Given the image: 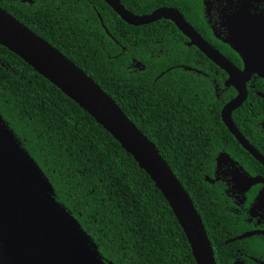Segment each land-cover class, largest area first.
<instances>
[{
  "label": "trees",
  "instance_id": "obj_1",
  "mask_svg": "<svg viewBox=\"0 0 264 264\" xmlns=\"http://www.w3.org/2000/svg\"><path fill=\"white\" fill-rule=\"evenodd\" d=\"M32 1L0 0V7L83 69L156 145L192 198L217 264H233L215 227L216 186L208 180L220 138L229 134L220 106L209 110L212 91L202 77L167 71L170 65L188 64L195 52L176 50L171 59V54L148 59L152 40L168 44V37L156 31L166 26L129 25L103 0ZM226 50L241 66L239 56ZM0 118L40 167L57 202L97 246L103 263L196 264L171 207L134 158L78 104L1 44Z\"/></svg>",
  "mask_w": 264,
  "mask_h": 264
},
{
  "label": "water",
  "instance_id": "obj_2",
  "mask_svg": "<svg viewBox=\"0 0 264 264\" xmlns=\"http://www.w3.org/2000/svg\"><path fill=\"white\" fill-rule=\"evenodd\" d=\"M129 25L172 21L208 59L224 70L238 95L222 110V119L237 140L251 150L236 128L232 113L247 99L252 75L264 79V15L234 19L226 40L244 68L206 41L171 8L139 16L119 0H104ZM32 3V0H22ZM0 44L16 54L78 104L130 154L171 207L190 244L196 264H217L204 222L189 193L156 145L132 122L116 101L83 69L0 7ZM242 238V237H241ZM0 264H105L78 220L54 198L52 187L36 162L0 118ZM111 264V263H110ZM235 264H242L236 262Z\"/></svg>",
  "mask_w": 264,
  "mask_h": 264
},
{
  "label": "flooded vegetation",
  "instance_id": "obj_3",
  "mask_svg": "<svg viewBox=\"0 0 264 264\" xmlns=\"http://www.w3.org/2000/svg\"><path fill=\"white\" fill-rule=\"evenodd\" d=\"M76 1L83 4L92 3V0ZM119 1L128 11L139 16L150 15L161 8L179 11L206 41L229 60L231 54L226 47L232 48L226 40L232 35V28L237 23H234V19L239 16L264 15V0ZM97 17L102 20L98 12ZM152 24L166 26L156 31L168 37V44L164 46L158 39L152 40L153 48L148 50V59H168L171 52L180 50L186 53L191 48L195 54L187 59L189 65L173 64L167 71L176 68L205 79L212 91L209 110L220 106L219 117L229 133L220 138L211 179L208 177L216 186V196L212 204L216 212L215 227L219 240L226 245L225 248L234 259L233 264H264V79L255 74L251 76L246 83L247 99L232 113L236 128L251 148L249 151L237 140L222 119V110L238 95L233 86L227 85L228 74L210 59L205 61V55L197 47L190 45L191 40L172 21L162 19ZM144 26L147 25L142 27ZM232 51L236 53L235 50ZM172 56L171 54L170 59ZM239 58L241 66L233 63L243 69L244 63L240 56ZM232 91L234 95L227 99V95Z\"/></svg>",
  "mask_w": 264,
  "mask_h": 264
}]
</instances>
